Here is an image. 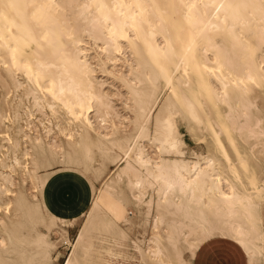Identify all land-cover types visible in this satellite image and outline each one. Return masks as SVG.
<instances>
[{
    "label": "bare ground",
    "instance_id": "6f19581e",
    "mask_svg": "<svg viewBox=\"0 0 264 264\" xmlns=\"http://www.w3.org/2000/svg\"><path fill=\"white\" fill-rule=\"evenodd\" d=\"M74 174L62 264H264V0H0V264H58L78 217L46 187Z\"/></svg>",
    "mask_w": 264,
    "mask_h": 264
},
{
    "label": "rangeland",
    "instance_id": "374dc122",
    "mask_svg": "<svg viewBox=\"0 0 264 264\" xmlns=\"http://www.w3.org/2000/svg\"><path fill=\"white\" fill-rule=\"evenodd\" d=\"M100 76L102 77V75ZM112 89L115 90L114 87ZM116 103L123 114H126V115L129 114L128 109L124 107L123 103L121 102V99L117 98ZM186 138L188 142L186 146L187 156L188 155L193 156V150H197V151L206 150V146L203 141L196 140L195 138L190 136L188 133H186ZM115 169L116 167L113 164H110L105 172L106 174L105 176L109 177L110 175H114L116 173ZM98 181L99 180H96V182ZM68 182H70L72 186H74L72 187L73 193H74V201L72 204V208L69 209L70 211L68 210L67 213H69V215H77L78 218L74 223H64L62 225L69 232L68 236H69V239H71V241L67 240L65 235L60 236V233L58 230L52 233V237L54 239L58 238V248L53 253L54 257L56 256V258L58 259V264H62L68 252H70L71 250L72 242L75 241L76 239L77 231L84 217V215L80 214V210L84 206L83 204L87 201L89 197L88 196L89 195L88 182H87L86 177H83L82 175H79V174L78 175L74 174L73 176L72 175L69 176ZM31 189L33 190L34 188H31ZM129 211H130V216H132V218L136 220V225L131 226L130 229H128V233L133 238L137 236L142 237L143 231H144V226L142 225L144 215H140L139 209H137L133 204L129 205ZM151 231H152L151 226H148L146 229L147 234H150ZM183 250L186 255L190 254V252L188 253L189 250L187 248H184ZM209 256H211L213 260L217 262L219 261L218 264H245L246 262L243 251L236 249L234 245H232L231 243H227L226 241H214V242L207 244L205 247H203L202 250L199 251L195 259V264H202V261L208 259ZM124 263L125 264H142L137 258L129 259L127 262L117 261V264H124Z\"/></svg>",
    "mask_w": 264,
    "mask_h": 264
},
{
    "label": "crops",
    "instance_id": "0c3cea01",
    "mask_svg": "<svg viewBox=\"0 0 264 264\" xmlns=\"http://www.w3.org/2000/svg\"><path fill=\"white\" fill-rule=\"evenodd\" d=\"M68 180H69V176L64 177L61 180L54 179L50 181L46 187V195L49 205L57 213L64 216L69 215V213L67 212L69 209L72 208V204L74 201L73 188L71 189L70 192L69 186L71 183L68 182Z\"/></svg>",
    "mask_w": 264,
    "mask_h": 264
},
{
    "label": "snow or ice",
    "instance_id": "6c2138e0",
    "mask_svg": "<svg viewBox=\"0 0 264 264\" xmlns=\"http://www.w3.org/2000/svg\"><path fill=\"white\" fill-rule=\"evenodd\" d=\"M72 187H74V186H71V185L69 186V191H70V192H71ZM202 264H218V262L215 261V260H213V259L211 258V256H209L208 259L202 261Z\"/></svg>",
    "mask_w": 264,
    "mask_h": 264
}]
</instances>
